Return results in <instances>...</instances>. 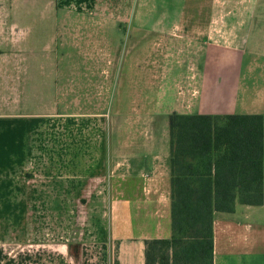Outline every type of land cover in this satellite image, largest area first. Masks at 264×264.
<instances>
[{
	"label": "crops",
	"instance_id": "crops-1",
	"mask_svg": "<svg viewBox=\"0 0 264 264\" xmlns=\"http://www.w3.org/2000/svg\"><path fill=\"white\" fill-rule=\"evenodd\" d=\"M10 2L0 213H82L84 259L145 264L173 234L170 117L264 116V0H51L25 39ZM213 234L214 264H264V204Z\"/></svg>",
	"mask_w": 264,
	"mask_h": 264
},
{
	"label": "trees",
	"instance_id": "trees-1",
	"mask_svg": "<svg viewBox=\"0 0 264 264\" xmlns=\"http://www.w3.org/2000/svg\"><path fill=\"white\" fill-rule=\"evenodd\" d=\"M172 237L145 264H214L215 213L264 204V116L170 117Z\"/></svg>",
	"mask_w": 264,
	"mask_h": 264
},
{
	"label": "rangeland",
	"instance_id": "rangeland-1",
	"mask_svg": "<svg viewBox=\"0 0 264 264\" xmlns=\"http://www.w3.org/2000/svg\"><path fill=\"white\" fill-rule=\"evenodd\" d=\"M10 1L12 17H28L12 20L15 22L13 31L20 39L28 37L35 27L42 29L46 15L49 17L53 11L51 0ZM68 215L47 211L0 213V264H101L83 258L85 228L78 224L80 213ZM108 263L104 261L103 264Z\"/></svg>",
	"mask_w": 264,
	"mask_h": 264
}]
</instances>
